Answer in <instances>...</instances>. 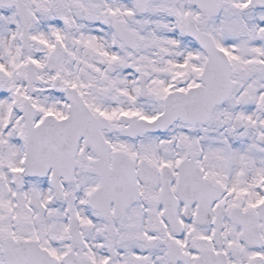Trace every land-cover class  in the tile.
Segmentation results:
<instances>
[{"label":"snow or ice","instance_id":"6c2138e0","mask_svg":"<svg viewBox=\"0 0 264 264\" xmlns=\"http://www.w3.org/2000/svg\"><path fill=\"white\" fill-rule=\"evenodd\" d=\"M0 264H264V0H0Z\"/></svg>","mask_w":264,"mask_h":264}]
</instances>
